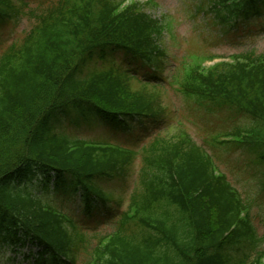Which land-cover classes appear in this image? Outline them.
Masks as SVG:
<instances>
[{"label": "trees", "instance_id": "trees-1", "mask_svg": "<svg viewBox=\"0 0 264 264\" xmlns=\"http://www.w3.org/2000/svg\"><path fill=\"white\" fill-rule=\"evenodd\" d=\"M252 1L214 0L210 11L222 25L236 22ZM20 14L34 19L33 27L0 55V250L36 246L35 264H233L232 253L256 246L249 213L242 215L248 204L184 131L143 147L128 208L110 233L86 234L32 194L27 187L35 169L47 179L53 173L57 189L69 176L73 191L99 193L94 180L136 161L134 150L70 139L54 131L50 119L68 106L117 119L158 115L160 88L121 66L80 75L95 55L107 56L106 48L133 54L136 64H155L166 26L133 0H55L40 12L23 1L0 0V17ZM210 56L191 55L176 70L181 90L264 121V55L245 51L205 69L201 60ZM247 137L264 146L260 127ZM259 161L264 164V152ZM248 258L241 251L235 264H264V251Z\"/></svg>", "mask_w": 264, "mask_h": 264}, {"label": "rangeland", "instance_id": "rangeland-1", "mask_svg": "<svg viewBox=\"0 0 264 264\" xmlns=\"http://www.w3.org/2000/svg\"><path fill=\"white\" fill-rule=\"evenodd\" d=\"M31 5H37L38 0H28ZM41 1V0H39ZM50 1V0H49ZM156 4L149 7L146 11L155 18L162 19L164 23L170 22L169 31L167 33V41L164 42V51L166 53L165 74L171 73V64L179 59L182 50L187 46L188 42H197V33L201 30L206 31L207 36H214V30L203 28L204 17L202 13L192 17V4L198 3L199 0H153ZM31 23L24 19L20 21L18 27L14 19H0V51L11 41L18 39L21 31L24 32L30 27ZM169 36H173V40L169 43ZM164 40V39H163ZM187 40L185 44L184 41ZM238 42H229L224 40L218 45H205L201 39L197 42L203 47V50L215 54H232L243 50L255 49L257 52H264V30L243 34L238 37ZM169 70V71H168ZM176 95L171 89L167 90L163 95L164 104L168 105V116L171 121L183 123L189 130L193 139L203 147V149L212 157L218 169L224 173L229 180L236 184V187L241 190L245 197L253 201V208H258L255 211L256 222L255 226L258 234L264 235V192L255 193L250 181L256 178L260 172L261 164L258 156L261 153V148L254 143H244L241 140L224 141L225 133L239 126L244 127L247 124L262 122L258 118L244 113L230 105H223L218 102H213L197 96ZM180 98V99H179ZM166 101V103H165ZM71 114H78L77 111L71 110ZM81 129L75 135L82 136L84 139L91 137L103 136L123 146L135 148L134 141L130 138L133 133V125L130 120H125L122 124L113 122L109 118L104 117L96 112L83 110L79 117ZM248 122V123H245ZM163 133L168 135L176 131L175 125L169 127L167 122ZM164 128V126H162ZM263 129V127H262ZM166 135V134H165ZM114 138V139H113ZM138 163H136L129 172L126 183L120 184L112 181L108 184L100 185L101 188L114 197L121 198V207L124 209L127 204V196L135 185ZM41 176V173H37ZM35 180L37 178L35 177ZM105 180H101L104 183ZM257 187V183L254 184ZM34 193L42 196L45 199L52 200L57 205H65V200L62 197L55 196L52 192L48 195L44 194L41 185L36 182L33 184ZM50 189H52L50 187ZM80 197L76 195L74 200L75 208L79 205ZM117 203V202H116ZM113 209L118 207L113 204H108ZM71 211H75L69 208ZM80 209V205H79ZM113 224L107 222L100 224L96 229L98 231H110ZM259 248H264V240L259 243ZM26 249L23 248L22 251ZM33 260V258H31ZM25 260L22 252H16L15 255L10 250L6 249L0 252V264H33L32 260Z\"/></svg>", "mask_w": 264, "mask_h": 264}]
</instances>
